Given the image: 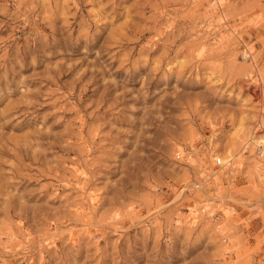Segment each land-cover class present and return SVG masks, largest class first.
Instances as JSON below:
<instances>
[{"label": "clouds", "instance_id": "1", "mask_svg": "<svg viewBox=\"0 0 264 264\" xmlns=\"http://www.w3.org/2000/svg\"><path fill=\"white\" fill-rule=\"evenodd\" d=\"M0 264H264V0H0Z\"/></svg>", "mask_w": 264, "mask_h": 264}]
</instances>
